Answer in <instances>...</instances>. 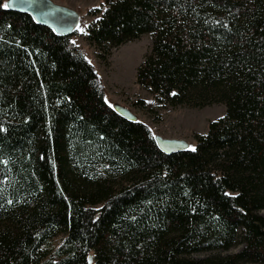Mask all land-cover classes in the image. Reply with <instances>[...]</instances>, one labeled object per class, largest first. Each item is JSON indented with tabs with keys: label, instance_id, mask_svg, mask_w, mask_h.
Masks as SVG:
<instances>
[{
	"label": "trees",
	"instance_id": "trees-1",
	"mask_svg": "<svg viewBox=\"0 0 264 264\" xmlns=\"http://www.w3.org/2000/svg\"><path fill=\"white\" fill-rule=\"evenodd\" d=\"M5 2L0 264H264V0L87 11L103 60L151 35L135 80L160 106H225L192 150L171 155L111 109L76 32L58 36Z\"/></svg>",
	"mask_w": 264,
	"mask_h": 264
},
{
	"label": "rangeland",
	"instance_id": "rangeland-1",
	"mask_svg": "<svg viewBox=\"0 0 264 264\" xmlns=\"http://www.w3.org/2000/svg\"><path fill=\"white\" fill-rule=\"evenodd\" d=\"M51 1L79 14V26L71 41L83 51L97 71L108 103L128 109L151 131L153 137L183 139L188 141L193 149L194 136L206 134L209 122L224 116L225 106L222 103H214L201 109L160 106L153 95L136 84L137 68L152 44L149 34L112 49L104 60L99 58V50L86 41L85 33L87 27L97 18L88 16L87 11L102 7L101 0ZM260 215L264 217V211L260 212ZM58 242L59 240L55 244ZM241 248V245L234 247L221 253V256L237 254Z\"/></svg>",
	"mask_w": 264,
	"mask_h": 264
},
{
	"label": "water",
	"instance_id": "water-1",
	"mask_svg": "<svg viewBox=\"0 0 264 264\" xmlns=\"http://www.w3.org/2000/svg\"><path fill=\"white\" fill-rule=\"evenodd\" d=\"M7 10L27 14L41 26L52 30L58 36H71L79 26V14L65 6L53 3L51 0H6ZM120 117L130 122H137V118L126 108L111 105ZM158 149L165 155L190 151L191 145L183 139H167L154 136Z\"/></svg>",
	"mask_w": 264,
	"mask_h": 264
}]
</instances>
